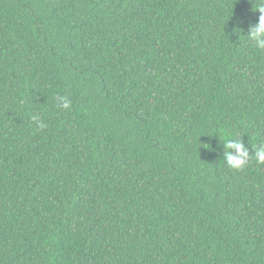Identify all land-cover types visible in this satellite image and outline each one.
I'll list each match as a JSON object with an SVG mask.
<instances>
[{"label":"trees","instance_id":"trees-1","mask_svg":"<svg viewBox=\"0 0 264 264\" xmlns=\"http://www.w3.org/2000/svg\"><path fill=\"white\" fill-rule=\"evenodd\" d=\"M251 8L0 0V264H264V165L220 146L264 141Z\"/></svg>","mask_w":264,"mask_h":264},{"label":"clouds","instance_id":"clouds-1","mask_svg":"<svg viewBox=\"0 0 264 264\" xmlns=\"http://www.w3.org/2000/svg\"><path fill=\"white\" fill-rule=\"evenodd\" d=\"M252 4L251 11L258 12L259 16L255 24L249 23L247 29V40L258 50L264 51V0H248ZM243 21H241L242 23ZM56 106L60 109L69 110L71 101L67 96H56ZM31 120L38 128L44 129L47 125L40 115L33 114ZM238 136L222 135L220 146L222 148V158L230 170L241 171L247 167L253 159L257 165H264V141L253 144L252 152L245 146ZM215 151V149H212Z\"/></svg>","mask_w":264,"mask_h":264}]
</instances>
